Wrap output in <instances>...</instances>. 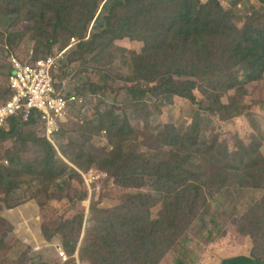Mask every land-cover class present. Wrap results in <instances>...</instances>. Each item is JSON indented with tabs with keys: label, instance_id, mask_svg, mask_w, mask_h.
I'll return each instance as SVG.
<instances>
[{
	"label": "rangeland",
	"instance_id": "1",
	"mask_svg": "<svg viewBox=\"0 0 264 264\" xmlns=\"http://www.w3.org/2000/svg\"><path fill=\"white\" fill-rule=\"evenodd\" d=\"M111 1L106 0L102 4L95 22L90 26L89 34L100 31L96 27L105 12L104 8L110 6ZM217 1L225 11L230 12L234 24L239 28L246 22L264 26V0ZM201 2L204 4L208 0ZM3 3L4 1H0V102L8 95L7 59L17 56L23 61L59 57L61 69L56 74L59 87L64 86L66 93L77 95L82 98L83 103L73 106L60 132L50 139L45 137L41 123L37 122L23 127L21 140L0 141V164L4 167H9V160H16V157L30 161L43 156L42 147L30 142L34 135L47 138L55 147L60 163L67 166V172L58 180H54L53 173L56 171H52L41 176L25 174L16 179L17 184L12 187L1 184L5 192L0 190V210L9 209L6 206L17 203H20L19 206L36 204L39 207L41 229L45 225L51 234L60 228L63 217L73 219L74 215L80 214L83 216V223L80 232H77L78 225L73 222L60 233L53 234L50 241H43L35 246L23 242L14 233L12 226L0 219V264H56V257L59 259L58 247L69 257L68 264H95L81 257H85L82 252L84 246L96 240V233L89 237L87 230L103 216L100 210L127 205L129 196L150 191L149 184L141 188L126 187L118 184L117 179L109 173L87 165L79 168L76 164L75 157L82 141L87 142V147H94L97 153L111 150L112 145L104 131L91 135L90 129L93 126L89 125V121L98 110L103 111L113 106L125 111L133 127L141 134L134 137L129 149L135 151L136 155L145 157L144 159H151L149 165L143 162L144 159L140 161L143 167H152L157 161L154 159L156 155L160 158L161 153L170 155L177 149L183 150L175 143L170 146L162 144L163 131L169 132L171 126L184 136L187 146L192 149L188 169L193 176H188L192 181L198 178L196 183L203 184L209 178L213 180L212 177L220 172V164L210 157L208 149L215 140L216 154L222 149L239 154L240 160L230 162L233 167L225 169L230 178L224 190L217 191L215 185L207 186L206 193L210 195L208 205L211 209L203 218L205 222L196 217L189 223L190 215L185 213L179 224L182 228L180 235L160 264H219L224 258L240 255L264 259V178L261 177L262 171L257 172L264 171V77L254 85V95L241 100L242 104L250 107V111L246 109L244 114L230 119H225L220 112L210 109L212 101L209 95L218 94L213 89L207 93L195 90L198 104L178 96L172 101H166L148 93L144 103L136 107L128 103L131 99L125 88L137 85L138 82L130 81L135 76L137 66L141 65L136 58L138 55H153L151 48L159 42L157 38L146 45L128 37L109 44L108 38L104 37L96 41L94 51L83 55L77 51L76 38L75 42L70 39L64 50L62 42H59L46 53L47 47L52 44L44 40L38 43L33 39L32 32L29 31L31 24L24 20L23 14L15 18L14 24L10 26L3 16ZM166 13L165 6H159L150 15L164 17ZM133 30L136 37L143 39L146 35H154L151 30H145V34L142 27ZM216 44L219 48L224 45L219 41ZM197 81L208 88L209 83L215 84L217 80L209 77V82ZM92 83L103 88L97 92V96L93 94L97 87ZM233 94V90L228 92L221 103L227 105ZM194 125H197L198 130L192 131ZM246 148L250 152H257L252 156L259 157L256 159L258 163L246 160L249 159L244 154ZM243 160L245 162L240 163ZM237 178H242L243 182L232 184ZM168 190L169 187L165 193ZM156 199L159 202L161 197ZM161 209L162 207L157 210ZM87 237L90 238L89 241ZM69 240L77 241V245L68 246ZM108 252L109 250L103 251L104 257L112 261L113 257L106 254ZM101 256L103 257L102 253ZM130 263L134 262L128 264ZM99 264H102V260Z\"/></svg>",
	"mask_w": 264,
	"mask_h": 264
},
{
	"label": "trees",
	"instance_id": "2",
	"mask_svg": "<svg viewBox=\"0 0 264 264\" xmlns=\"http://www.w3.org/2000/svg\"><path fill=\"white\" fill-rule=\"evenodd\" d=\"M0 1H4L1 6L3 16L10 26L14 24L15 18L23 14L24 20L31 24L29 31L32 32L33 39L38 43L44 40L52 44L47 47L46 53L59 42H62L64 50L73 38H77V51L82 55L94 51L96 41L104 37L108 38L109 44L128 37L146 45L157 38L159 42L151 48L153 55H138L136 58L141 65L137 66L135 76L130 81L138 82L137 85L125 88L131 99L128 103L136 107L144 103L148 93L166 101H172L178 96L198 104L195 90L207 93L213 89L218 94L209 95L212 101L210 109L220 112L223 118L230 119L244 114L246 109L250 111V107L242 104L241 100L254 95V85L264 77V26L246 22L239 28L234 24L230 12L225 11L217 0H208L204 4L201 0H112L110 6H104L105 12L96 27L100 31L96 34H89V29L106 0ZM159 6H165L166 15H150ZM146 16L149 18L146 19ZM139 27L144 29L145 34V30H151L154 35H146L144 39L136 37L133 28ZM216 41L224 45L219 48ZM147 51L148 48L144 50L145 53ZM7 63L8 78L12 72L9 58ZM209 77L217 81L212 85L209 83L208 88L197 81L209 82ZM92 85L97 87L93 90L94 95L103 89L93 83ZM232 90L234 94L229 97V103L222 104L221 99ZM7 92V98L0 104L10 97L8 87ZM37 122L43 127L38 112L27 118L22 114L8 117L0 126V141L21 140L23 127ZM89 125L93 126L90 129L91 135L104 131L112 148L109 152L98 150V154L94 147H87V142L82 141L75 157L79 168L87 165L109 173L117 179L118 184L126 187L141 188L149 184L150 191L129 196L127 205L100 210L103 216L87 230L89 237L96 233V240L84 246L82 252L85 257L81 258L95 264H99L100 260L102 264H128L131 261L134 263L130 264H160L180 235L182 228L179 224L185 213L190 215L189 223L196 217L205 222L203 218L211 209L208 205L210 195L206 193L207 186L215 185L217 191L224 190L230 178L225 169L233 167L230 162L240 160L239 154L224 149L216 154L215 140L208 149L210 157L220 164V172L212 177L213 180L209 178L207 182L199 184L196 183L198 178L192 181L188 176H193L188 169L192 149L173 126L169 127V132L163 131L161 142L166 146L175 143L183 150L177 149L170 155L160 152L161 157L156 155V163L147 168L140 163L145 157L142 158L129 149L130 142L141 134L133 127L125 111L115 106L98 110L90 119ZM194 130H198L197 125H194L192 131ZM45 137L34 135L30 139L31 143L42 147V157L30 161L16 157V160H9V167L0 164L1 191L5 192L1 184L12 187L17 184L15 180L25 174L41 176L46 172L56 171L53 173L54 180L65 175L67 166L60 163L55 147ZM244 154L249 158L246 160L259 162L256 161L258 156H252L257 154L256 151L250 152L246 148ZM143 162L149 165L151 159H144ZM244 162L245 160L240 163ZM259 171H262L261 177L264 178V171L257 172ZM254 177L255 175L252 176ZM148 181L151 183H147ZM242 182V178H237L232 184ZM253 185L257 187L256 183ZM168 187L169 190L165 193ZM158 196L161 197L159 202L156 201ZM19 205L17 203L6 208ZM160 207L161 211L157 210ZM0 219L5 221L1 217ZM63 219L60 228L53 234L60 233L73 222L78 225L77 232L82 230V215L76 214L73 219ZM42 233L48 241L53 238L45 225L42 226ZM67 245H77V241L69 240ZM106 250H109L106 254L113 257L112 261L104 257L103 251ZM220 264H264V259L240 255L225 258Z\"/></svg>",
	"mask_w": 264,
	"mask_h": 264
},
{
	"label": "built area",
	"instance_id": "3",
	"mask_svg": "<svg viewBox=\"0 0 264 264\" xmlns=\"http://www.w3.org/2000/svg\"><path fill=\"white\" fill-rule=\"evenodd\" d=\"M75 42V39H72ZM62 57V55H60ZM12 72L7 78L10 97L0 104V126L8 117L22 114L27 118L34 112L40 114L45 135L50 139L60 132L67 114L76 104L83 103L82 98L59 87L56 74L60 71L59 57H45L22 60L10 56ZM60 264H67L69 257L58 247Z\"/></svg>",
	"mask_w": 264,
	"mask_h": 264
},
{
	"label": "crops",
	"instance_id": "4",
	"mask_svg": "<svg viewBox=\"0 0 264 264\" xmlns=\"http://www.w3.org/2000/svg\"><path fill=\"white\" fill-rule=\"evenodd\" d=\"M0 217L12 226L14 233L23 242L35 246L43 241L47 242L42 233L39 207L36 204L28 203L16 208L2 209L0 210ZM22 226L23 229L21 230ZM56 258V264H60L58 257Z\"/></svg>",
	"mask_w": 264,
	"mask_h": 264
}]
</instances>
